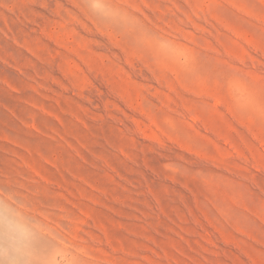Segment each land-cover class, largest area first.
<instances>
[{
  "label": "rangeland",
  "instance_id": "1",
  "mask_svg": "<svg viewBox=\"0 0 264 264\" xmlns=\"http://www.w3.org/2000/svg\"><path fill=\"white\" fill-rule=\"evenodd\" d=\"M0 196L21 264H264V0H0Z\"/></svg>",
  "mask_w": 264,
  "mask_h": 264
},
{
  "label": "bare ground",
  "instance_id": "2",
  "mask_svg": "<svg viewBox=\"0 0 264 264\" xmlns=\"http://www.w3.org/2000/svg\"><path fill=\"white\" fill-rule=\"evenodd\" d=\"M1 245L6 249L4 251L5 257H0V263H5L9 259V263L21 264L25 259L32 258L34 255L31 232L23 227L21 216L16 212V207L12 205V202L10 203L5 199H0Z\"/></svg>",
  "mask_w": 264,
  "mask_h": 264
}]
</instances>
